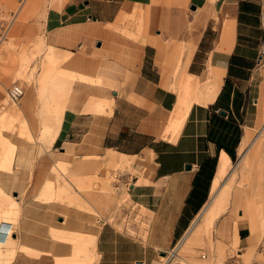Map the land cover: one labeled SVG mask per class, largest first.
<instances>
[{"label": "crops", "instance_id": "0c3cea01", "mask_svg": "<svg viewBox=\"0 0 264 264\" xmlns=\"http://www.w3.org/2000/svg\"><path fill=\"white\" fill-rule=\"evenodd\" d=\"M36 1L25 0L20 20ZM37 8L33 24L63 59L69 80L46 161L126 158L139 172L119 177L128 200L107 209L98 197L95 213L56 200H21L12 190L14 200L0 211V249L20 247L21 263L158 264L207 211L245 136L264 122L263 3L55 0ZM0 143L4 181L1 132ZM34 153L16 152L13 168H45ZM236 226L242 251L262 250L259 234L243 221ZM79 244L89 246L81 256L74 252ZM39 252L53 261L37 259Z\"/></svg>", "mask_w": 264, "mask_h": 264}, {"label": "rangeland", "instance_id": "374dc122", "mask_svg": "<svg viewBox=\"0 0 264 264\" xmlns=\"http://www.w3.org/2000/svg\"><path fill=\"white\" fill-rule=\"evenodd\" d=\"M261 1L264 20V0ZM54 2L37 0L27 18L20 20L18 13L25 0H0V34L7 30L5 37L0 38V132L8 155V167L3 171L4 182L0 185V211L14 200L11 191L16 190L21 200H56L95 213L98 197L101 202L106 200L107 209L120 205L125 198L128 200L127 187L118 185L119 177L127 171L139 172L132 170L133 159L126 158L110 157L103 162L102 158L89 156L75 157L65 163L46 161L60 122L69 80L60 70L63 59L46 46L42 32L33 24V16L40 4L47 7L54 6ZM15 83L24 87V94L17 102L7 95L8 88ZM261 98L264 103V86ZM24 148L33 149L34 161L40 160L45 168H13L14 155ZM84 161L90 166L77 168ZM98 173H104V179L99 178ZM33 174L40 176V180L23 179ZM238 190L244 194L239 198L234 196ZM84 199L95 210L88 207ZM216 205H220L221 210L215 216ZM210 216L214 218L212 223H206L208 230L204 220ZM241 221L251 232L260 235L262 250L240 249L235 233L236 223ZM54 235L71 240L62 232ZM89 245L92 248V243ZM87 247L79 244L74 252L81 256ZM3 250L0 249V258L6 260V264H36L16 260L20 247ZM36 257L53 261L52 256L45 253L39 252ZM232 257L241 259L244 264H264V122L245 136L242 152L229 177L221 184L216 182V193L205 214L192 224L173 249L159 258L158 264H225Z\"/></svg>", "mask_w": 264, "mask_h": 264}, {"label": "built area", "instance_id": "2783aa9c", "mask_svg": "<svg viewBox=\"0 0 264 264\" xmlns=\"http://www.w3.org/2000/svg\"><path fill=\"white\" fill-rule=\"evenodd\" d=\"M7 33V30H3L2 33L0 34V38H4ZM24 94V87L21 86L20 84H13L11 87L8 88L7 90V95L8 97L13 101L17 102L21 99V97ZM225 264H244L241 259L237 257H232L229 261L225 262ZM251 264H254L251 263Z\"/></svg>", "mask_w": 264, "mask_h": 264}, {"label": "bare ground", "instance_id": "6f19581e", "mask_svg": "<svg viewBox=\"0 0 264 264\" xmlns=\"http://www.w3.org/2000/svg\"><path fill=\"white\" fill-rule=\"evenodd\" d=\"M97 106H99V107H101L102 106V104L100 103H97ZM100 109V108H99ZM84 160V159H83ZM90 166V163L89 162H86V161H84L83 163H80V164H78L77 165V168H79V169H85L86 167H89ZM4 181H0V185L3 183ZM221 210V208H219V209H217L216 208V210L214 211L215 213V216H216V214H218V212ZM205 214V211L203 212V214L202 215H204ZM202 215L201 216H199L196 220H198V219H201L202 218ZM214 218V217H213ZM213 218L210 216L209 218L207 217L205 220H204V226L208 229V227L206 226V223L208 224V223H212V220H213ZM196 220H195V222H196ZM215 221V220H214ZM194 222V223H195ZM198 223V222H197ZM196 223V224H197ZM212 225V224H211ZM205 228V229H206ZM208 230H210V229H208ZM207 231V230H206ZM191 232V231H190ZM209 232V231H208ZM187 237H188V235H187ZM186 237V238H187ZM185 241V240H184ZM180 247V246H179Z\"/></svg>", "mask_w": 264, "mask_h": 264}, {"label": "water", "instance_id": "95a60500", "mask_svg": "<svg viewBox=\"0 0 264 264\" xmlns=\"http://www.w3.org/2000/svg\"><path fill=\"white\" fill-rule=\"evenodd\" d=\"M162 255H165V254H162Z\"/></svg>", "mask_w": 264, "mask_h": 264}]
</instances>
